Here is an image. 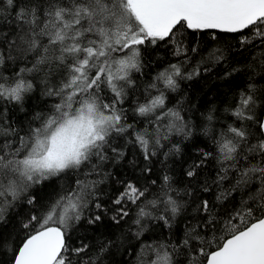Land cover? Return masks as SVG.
<instances>
[{
    "label": "snow or ice",
    "instance_id": "1",
    "mask_svg": "<svg viewBox=\"0 0 264 264\" xmlns=\"http://www.w3.org/2000/svg\"><path fill=\"white\" fill-rule=\"evenodd\" d=\"M178 29L207 31L210 42H218L217 33L233 34L245 52L261 49L246 65L252 73L246 86L225 108L240 125L229 123L216 134L211 125L217 109H208L201 130L215 151L199 150L184 172L190 183L183 196L164 170L158 191H150L157 180L146 186L120 180L123 190L106 194L105 201L100 185L110 174L104 169L125 159L127 148L139 150L146 162L141 171L151 173L161 152L164 161L180 154L178 143L163 151L172 136L187 140L200 127L183 115L184 100L169 93L178 91V80L223 64L232 45L227 52L189 49ZM166 39L173 55L186 58L152 78L143 102H132L130 123L124 104L137 89L132 73L143 67L141 46ZM189 50L200 60L186 71ZM9 62L31 67L12 69V76L0 72V100L21 102L40 76L43 95L59 102L37 112L26 128L0 119V224L17 203L31 206L22 220L8 218L15 221L14 231L19 228L16 236L24 235L13 241L7 264H104L111 249L123 247L124 237L139 240L150 222L170 229L182 212V234L141 245L136 264H144L145 248L154 253L149 264H264V86L254 79H264V0H0V68L7 70ZM238 71L229 63L222 79ZM210 161L211 171L201 180ZM37 186L51 187L53 195L42 202L33 191ZM210 189L214 199L198 195ZM192 205L189 216L185 209ZM131 206L137 210L129 221ZM105 217L126 225L124 233L98 238L94 246H70V231L97 227ZM11 235L0 230V246Z\"/></svg>",
    "mask_w": 264,
    "mask_h": 264
},
{
    "label": "trees",
    "instance_id": "2",
    "mask_svg": "<svg viewBox=\"0 0 264 264\" xmlns=\"http://www.w3.org/2000/svg\"><path fill=\"white\" fill-rule=\"evenodd\" d=\"M177 34L185 38L184 42L189 49L199 45L201 49L221 47L227 52L228 46L232 45V51L227 53L228 59L223 64L218 67H213L209 72L201 70L200 75L194 77L192 80H178V91L169 93V95L176 97L178 100H184L185 112L183 115L186 119L191 120L193 124L200 123V127H197L193 136L187 140H184L181 136H172L170 138L171 142L168 143V147L163 151H167L172 144L178 143L181 148L180 154L171 155L164 161L163 152H161L159 159L154 157L152 160L151 173H143L141 171L145 167L146 162L140 155L139 150L132 147L127 148L125 150V159L121 160L118 164L109 163L104 169L106 173L110 174L109 177L104 180V183L100 185L102 199L105 201L108 199V195L106 194L114 196L118 194L119 191L123 190L118 183L120 180L127 181L131 179L134 182L138 181L139 186L150 185L152 180H157V184L152 186L150 191H158L160 187V178L164 175V170H167V174L172 176L173 188L179 190L181 196H183V190L187 188L190 183L189 179L184 175V172L193 161L199 158V150L215 151L212 140L201 130L206 123L204 117L207 115L208 109L213 106L217 109V111L213 113L215 119L211 125L214 133L218 134L219 131L222 128H226L229 123H234L236 126L240 125V122L236 121L230 111H225V108L231 103L233 93L238 92L246 86L249 76L252 75L251 70L246 69V65L252 61L254 56L258 55L261 49L257 48L255 51L245 52L242 48L237 46V39L233 38V34L217 33L219 37L218 42H210L211 36L207 31L201 33L189 30L185 32L178 29ZM141 52L143 54L141 57L143 67L140 72L132 73L133 79H135L137 83V89L131 92L128 102L124 104V107L128 109L126 115L130 118V123L133 122L131 117L134 115L131 111L132 102L137 99L143 102L141 94L146 85L152 82V78L159 71L167 67L168 64L179 63L186 58L184 55L180 57L173 55V46L167 39L165 41H158L156 45L147 44L141 46ZM233 53L235 54L234 56ZM186 56L189 59L188 63L184 65V68L186 71H191L200 60V55L192 53L189 50ZM229 63H231L232 67L240 69V71L233 73V76L228 80H224L222 79L223 71ZM24 66L31 67L30 64H13L9 62L8 69L5 70L0 68V72H3L6 76H12L14 75L12 69L18 71L20 67ZM227 70L231 71V68ZM257 71L259 70L257 69ZM26 75L28 79H32V76L35 74ZM254 79L258 88L264 86V79H261L259 75H255ZM33 83L34 88L32 92L26 93L21 102L0 100V119L12 124L13 127L26 128L28 122L37 112H47L52 104L59 102L58 98L43 95V83L40 76H37ZM108 95H111V93H108ZM168 106L172 107L173 105L169 104ZM137 119L143 118L138 117ZM164 124H167L166 120ZM162 131H164L163 128ZM249 139L252 143H256L255 138L250 136ZM121 143L123 142L121 141ZM160 161H164L163 166ZM213 164L214 161H210L208 169H205L201 173V180H203L206 173L211 171ZM91 178L100 179L101 177ZM60 183V181H57V186H59ZM192 186L195 188V182H192ZM33 191L42 202L46 201L49 195H53L51 187L41 190V187L37 186ZM214 194L215 189H210V193L208 194L198 193L202 198L211 199H214ZM149 199H151V196H149ZM30 207L31 206L27 205L26 202L17 203L15 207L9 209L5 222L0 224V230L12 233L11 237L4 242L3 246H0V264H7L8 257L11 256L12 249L15 247L13 241L22 238L24 235L21 233L19 238L16 236V232L19 231V228L17 227L14 231L13 224L15 221H13V223H8V218L15 216L17 221L22 220L26 215L30 214ZM193 208H195V205L185 209L187 215H194ZM136 210L135 206H131L130 217L126 219L129 221L134 219ZM183 216L184 212L177 216L172 222L170 229L164 227L162 222H159V225L157 222H150L139 240L124 237L123 247L111 249V252L105 256L104 264H136L137 255L141 252V245H149L154 242L168 240L169 237H171L172 240H176L177 237L182 234L184 228ZM125 228L126 225L118 227L105 217L104 223L97 227L86 225L77 226L74 231H70L68 243L71 247H77L82 243L94 246L98 238L111 236L115 239V237L121 236L124 233ZM219 234L220 233H216V235ZM126 248L128 249L127 251H125ZM95 250V247H92V252ZM153 258V251L145 248L142 256L144 264H149V261ZM72 259L76 260L77 257L73 256ZM179 259L183 258L179 257Z\"/></svg>",
    "mask_w": 264,
    "mask_h": 264
}]
</instances>
